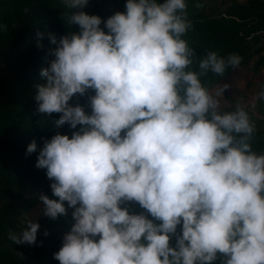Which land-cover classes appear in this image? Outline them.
Instances as JSON below:
<instances>
[{"label": "clouds", "instance_id": "1", "mask_svg": "<svg viewBox=\"0 0 264 264\" xmlns=\"http://www.w3.org/2000/svg\"><path fill=\"white\" fill-rule=\"evenodd\" d=\"M63 4L66 24L79 31L50 35L52 59L34 96L36 113L59 114L55 123L75 130L71 138L58 132L45 139L35 165L46 170L56 197L39 196L42 215L55 220L73 209L53 258L213 264L220 254L223 264H264V153L252 150L256 126L240 104L220 110L228 84L213 95L201 80L209 72L225 76L242 58L198 55L182 38L192 29L186 0H126L124 12L105 20L82 10L88 0ZM89 90L90 114L70 103ZM256 99L264 100V90ZM36 150L32 141L26 151ZM128 202L153 219L130 213ZM25 223L9 238L33 245L40 225Z\"/></svg>", "mask_w": 264, "mask_h": 264}, {"label": "trees", "instance_id": "2", "mask_svg": "<svg viewBox=\"0 0 264 264\" xmlns=\"http://www.w3.org/2000/svg\"><path fill=\"white\" fill-rule=\"evenodd\" d=\"M186 2L192 29L182 38L198 55L203 57L208 51H216L225 58L229 54L242 58L240 65L229 66L223 77L211 72L201 77L205 87L222 85L233 77L237 68L243 70L246 87L256 84L255 107L241 106L248 110L256 126L252 150L264 153V100L256 99L264 90V0ZM125 3L126 0H88L82 10L105 20L117 11L124 12ZM197 3L202 7L196 8ZM68 11L63 0H0V264H59L53 254L59 251L64 234L74 222L71 208L67 209L68 215L55 220L42 215L39 196L56 197L52 195V181L46 177V170L35 166L45 139L50 140L58 132L71 138L75 131L67 124L55 123L59 114L36 113L34 100L35 86L44 82L40 70L48 66L52 59L49 52L55 47L50 35L59 40L68 32L79 31L78 26L66 24ZM38 42L41 47H37ZM89 95H94V91L74 97L70 103L78 102L90 114ZM224 96L229 104L220 110L234 111L235 100L227 94ZM32 141L36 142L37 150L28 154L27 146ZM127 206L130 213L143 212L153 219L137 202H128ZM26 220L40 225L36 243L15 244L9 238L10 233L19 235L26 227ZM180 229L178 225L177 234ZM45 232L48 234L44 235ZM170 246H175V236ZM213 264H223V257L218 254Z\"/></svg>", "mask_w": 264, "mask_h": 264}, {"label": "rangeland", "instance_id": "3", "mask_svg": "<svg viewBox=\"0 0 264 264\" xmlns=\"http://www.w3.org/2000/svg\"><path fill=\"white\" fill-rule=\"evenodd\" d=\"M207 3L209 2H217L218 0H205ZM243 0H238V2H242ZM224 84H228L230 87L225 90L224 94L231 96L235 100V106L237 104L247 106L249 108L252 107L253 103H255V88L256 84H252L249 87L245 86V79L243 70L237 68L234 71V75L232 78L225 80L222 85L213 86L208 89L210 93L215 94L216 90L223 87ZM220 108L227 106L229 103L227 99L224 97H220Z\"/></svg>", "mask_w": 264, "mask_h": 264}]
</instances>
